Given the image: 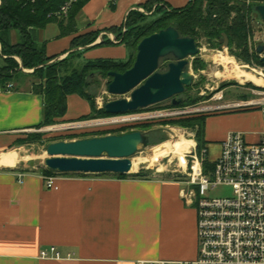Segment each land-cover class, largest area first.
<instances>
[{
  "label": "crops",
  "instance_id": "obj_1",
  "mask_svg": "<svg viewBox=\"0 0 264 264\" xmlns=\"http://www.w3.org/2000/svg\"><path fill=\"white\" fill-rule=\"evenodd\" d=\"M148 1L89 0L75 16V31L63 34L60 23L49 24L34 31L36 46L44 48L49 58L65 59L78 51L82 56L77 59L84 63L126 61L130 48L115 41L116 36L106 29L120 27L132 11L144 12ZM161 1L181 9L193 0ZM91 32H100L95 43L84 51L72 49L75 38ZM5 41L15 46L22 42V36L12 30L5 34ZM106 41L112 44H101ZM0 55L4 61L8 58L1 54V46ZM38 83L33 73L25 70L0 84V264L195 260L199 251L197 212L182 198L180 181L162 175L147 179L58 175L56 188L49 189L40 169L23 167V159L12 149L23 134L43 122L44 97L35 91ZM67 103L66 121L76 122L92 113L90 103L79 95H70ZM232 113L238 112L224 114ZM258 114L261 123L253 127L256 133L263 129L262 115ZM222 115L211 116L207 122L241 117ZM243 129L235 126L211 135L221 144L229 133ZM49 247H56L62 259L40 258Z\"/></svg>",
  "mask_w": 264,
  "mask_h": 264
},
{
  "label": "trees",
  "instance_id": "obj_2",
  "mask_svg": "<svg viewBox=\"0 0 264 264\" xmlns=\"http://www.w3.org/2000/svg\"><path fill=\"white\" fill-rule=\"evenodd\" d=\"M64 1L37 0L32 3L26 0H0V46L2 55L8 56L5 60L6 65L0 67V84L5 85L13 79L15 75L23 71L21 68L34 69L33 76L39 82L35 86V91L44 97L43 122L37 129L69 122L64 120L68 110L67 101L68 97L74 94L86 99L92 107V113L79 121L89 120L95 115L102 118L111 116L105 112V109L97 111L94 97L88 94L87 89L92 85L94 75L100 74L107 78L110 72L125 73L134 65L131 61L96 60L86 62L82 67H76L70 75L67 73H65L66 76L62 75L61 68L74 65V60L81 57V52L72 51L61 61H57L59 57L49 58L44 48H37L34 31L44 29L49 24L56 22L60 23L63 34L75 31V16L89 0H79L73 6L67 22L56 16ZM205 2H207L206 5ZM259 3H264V0H256L249 7L245 0H193L184 8L174 9L161 0H149L143 8L153 11L152 16L157 15L155 19L147 23L144 20V14L140 11H132L124 23V27L128 28L126 32H122V27H114L106 29V31L113 33L120 43L126 44L131 49L138 47L145 38L169 27L175 28L182 38L194 39L197 45L205 39L210 46L220 47L221 41L226 35L229 39L228 49L233 55L246 62L255 60L264 67L261 59L256 54H251L249 49L250 31L247 17L248 14L255 12ZM133 16H137L136 19L132 20ZM12 30L19 31L22 36V42L15 46H11L5 41V34ZM99 35L100 32H91L75 38L72 49L86 50V47L92 45ZM101 44L112 43L106 41ZM16 58L21 60V64ZM54 60L57 62L49 63ZM162 70L165 72L166 67H163ZM183 106H185L183 103L179 106L172 105V107ZM206 122L207 117L199 116L174 120L173 123L195 130L198 152H201L207 147L204 138ZM128 132L127 128H122L111 133L83 137V139L122 135ZM38 136H34L28 142L17 141L16 145L38 143ZM61 140L57 139L51 143ZM40 172L45 176H55L56 174L44 168L40 169ZM153 175L150 171L141 169L137 174L118 177L147 179ZM174 180L179 179L174 178Z\"/></svg>",
  "mask_w": 264,
  "mask_h": 264
},
{
  "label": "rangeland",
  "instance_id": "obj_3",
  "mask_svg": "<svg viewBox=\"0 0 264 264\" xmlns=\"http://www.w3.org/2000/svg\"><path fill=\"white\" fill-rule=\"evenodd\" d=\"M252 3L253 2L248 4L246 2L247 7L251 6ZM206 4L207 2H205V5ZM259 5H264V3H259ZM143 9L144 12L140 13L145 15L144 20H146L147 23L156 18L157 15L154 17L152 16L153 11H150L148 9L146 10L145 8ZM71 11L69 12V15L67 17H61V19H64L67 22ZM128 17L129 14L126 19ZM136 17L137 16H133L132 20L136 19ZM126 19L120 26L122 27L121 30L123 33L128 29L127 27H124ZM247 21L250 31V53L256 54L261 59L264 54L259 55L257 53V48L261 45H264V23L262 22L256 11L254 13L248 14ZM112 40H114V38H112ZM115 41L118 42L119 40L115 38ZM197 46L200 49V54L196 57L188 59L189 67L187 68V71L193 77V83L190 87H186V90L183 94L177 96L178 99L182 100V103L185 106L172 107V100H168L163 103L151 106L147 109L139 110L137 112H130L124 115L109 116L104 118L95 115L89 120L59 123L53 126L45 127L43 129H33L23 134L19 141L28 142L31 141L34 136L39 135L37 138L39 142L33 144L15 145L12 149L13 152L18 154L21 159H23L24 162L22 163V165L23 167L25 166V168L36 171L42 168L48 169L45 165V161L48 158V146L54 144L51 143L52 141L62 139L60 142H74L78 140H84L83 137H91L94 135L111 133L122 128H127L129 130L128 133L139 131L150 137L149 147H141L138 154L131 158L132 164L137 165L133 166L132 171H130V175L137 174L141 169L150 171L154 174L157 172H154L152 170V167H155L157 163L155 161H149V157L154 152L152 151L146 154L149 149L151 150L154 147H159L166 143L174 142L170 145H166L165 149L174 151L170 149L179 148L181 146L180 143L182 142L197 140L195 130L184 128L178 124H174V120H181L199 116H203L205 118L207 117L208 119L209 117L218 114H223L222 116L225 115L227 117L234 115L236 117L235 114H238V116L241 117H238L237 119H226L220 123L207 122L204 138L206 137L209 141H206L207 147L209 149L208 159L214 161L219 154L221 144L217 142L218 139H215L214 136L211 135L212 132L219 133L222 130H227L235 126L245 127L246 129L240 131L244 134H253L257 132V129H253V127L261 123L260 115L258 114L259 111H243L248 109L233 108L232 105L251 100L253 98V91L258 89V87H263L264 89V67L260 66L255 60H253L252 62H246L233 55L228 48H224V39L221 41L220 47L210 46L205 39L200 41ZM137 49L138 47H134L133 49L130 48V56L126 61L123 62L131 61L132 63H135L138 53ZM61 60L63 59H58L57 61ZM57 61L54 60L49 63L53 64ZM4 63L5 61L0 55V66H3ZM171 63H175V59L171 56L161 59L159 64V72H167ZM84 64L85 63L82 58L76 59L74 60V65H71V67L61 68L63 70L62 75L66 76L65 73L70 75L71 73H73L76 67H82ZM163 67H166L165 72H163L162 70ZM21 70L31 71L32 73L34 72V69L30 68H21ZM234 75H243L240 78L241 81H239V79L237 78L235 79ZM111 82L112 78H105L100 74H96L92 79V85L87 89L88 94L91 97H94L97 111L103 110L105 105L111 101L130 98V94L125 96H113L109 94L108 87ZM165 111L210 112L201 114L197 113L183 117L172 116L145 121H125L113 123L114 120H127L129 118L139 117V115H143L146 113H164ZM231 112L238 113L224 114ZM40 137L41 139H39ZM212 137L213 139H211ZM162 151L163 150L161 148V151L158 154H161ZM177 157L178 155L171 154L169 158H163V160H160L162 164H167L168 160L173 161L172 165L168 168V172L165 170L162 176L171 177L172 175H176L178 176L177 178L182 180L180 175L173 173L174 171H180L177 167ZM12 163L13 160L10 162V164ZM230 194V188H219L214 191L212 195L217 197L227 196Z\"/></svg>",
  "mask_w": 264,
  "mask_h": 264
},
{
  "label": "built area",
  "instance_id": "obj_4",
  "mask_svg": "<svg viewBox=\"0 0 264 264\" xmlns=\"http://www.w3.org/2000/svg\"><path fill=\"white\" fill-rule=\"evenodd\" d=\"M22 1V0H18ZM35 3L37 0H26ZM236 1V0H234ZM248 4L256 0H245ZM78 0H65L56 13L67 17ZM1 4V2H0ZM253 98L233 104V108L257 109L262 115L263 129L259 133L231 132L221 143L218 157L208 159L209 149L198 152L197 141L178 155L184 186L181 194L189 207L197 212L199 239L198 256L193 261H137L134 264H264V89L253 91ZM212 110V109H211ZM210 111H165L146 113L139 117L115 122L145 121L164 117H183ZM105 123V122H104ZM106 124V123H105ZM91 126V125H89ZM159 149L152 148L149 152ZM174 155V154H173ZM160 157L152 167L154 175L168 172L173 161L162 164ZM154 162V161H153ZM149 169V168H148ZM57 176H45L46 186L56 188ZM178 176L172 175L171 178ZM219 188H230L227 196H213ZM40 258L62 259L56 247L41 252Z\"/></svg>",
  "mask_w": 264,
  "mask_h": 264
},
{
  "label": "water",
  "instance_id": "obj_5",
  "mask_svg": "<svg viewBox=\"0 0 264 264\" xmlns=\"http://www.w3.org/2000/svg\"><path fill=\"white\" fill-rule=\"evenodd\" d=\"M264 23V5L255 8ZM229 39L224 35V48ZM264 54V45L257 48ZM200 54L192 38H182L178 31L169 27L141 41L135 63L125 73L110 72L112 82L109 94L130 98L107 103L105 112L111 116L147 109L172 100L174 106L182 104L177 96L193 83L187 71L189 58ZM172 56L175 63L165 73L159 72L160 60ZM264 64V56L261 58ZM51 130V129H49ZM150 137L142 132L108 135L74 142H58L48 146L46 167L58 175H130L131 158L141 147H149Z\"/></svg>",
  "mask_w": 264,
  "mask_h": 264
},
{
  "label": "bare ground",
  "instance_id": "obj_6",
  "mask_svg": "<svg viewBox=\"0 0 264 264\" xmlns=\"http://www.w3.org/2000/svg\"><path fill=\"white\" fill-rule=\"evenodd\" d=\"M226 60V59H225ZM243 75H234V77H235V79L237 78V79H239V81H241V77H242ZM182 140V139H181ZM176 141H179V140H176ZM172 143H174V142H171V143H166V144H164V145H161V146H159L158 148L159 149H157V150H154V152L151 154V156L149 157V161H156L157 159H159L160 157H166V156H168L169 154H174V155H179L180 157H181V154L184 152V150H187V148L192 144V142H188V141H186V142H182V143H180L181 144V146L179 147V148H176V149H170V150H174V151H169V150H165L166 149V145H170V144H172ZM161 148H162V152H161V154H158L160 151H161ZM12 157H14V156H12ZM137 164H131V166H130V171H132V168H133V166H136Z\"/></svg>",
  "mask_w": 264,
  "mask_h": 264
}]
</instances>
